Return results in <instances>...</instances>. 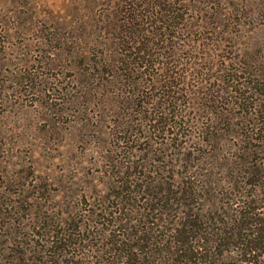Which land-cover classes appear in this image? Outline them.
Returning <instances> with one entry per match:
<instances>
[{
  "label": "rangeland",
  "instance_id": "1",
  "mask_svg": "<svg viewBox=\"0 0 264 264\" xmlns=\"http://www.w3.org/2000/svg\"><path fill=\"white\" fill-rule=\"evenodd\" d=\"M128 1L0 0V264L240 263L231 218L264 198V0H135L189 94L164 132L173 59L156 81L111 70Z\"/></svg>",
  "mask_w": 264,
  "mask_h": 264
},
{
  "label": "trees",
  "instance_id": "2",
  "mask_svg": "<svg viewBox=\"0 0 264 264\" xmlns=\"http://www.w3.org/2000/svg\"><path fill=\"white\" fill-rule=\"evenodd\" d=\"M127 5L128 8L125 6L124 10H122V16L117 20L119 21V25H117V30H119V32L113 34V38L115 40V49L109 55V57L111 58V70L114 67H118L120 68V70L122 69L124 75L126 76L123 81L127 83L126 80L129 79L127 83L128 85L134 84L133 82H135V80L132 79L133 77H135L137 80L138 77H142V74L146 73L149 74L148 76H151V79H153V81H156L158 80L157 75H162L163 72H159L156 75V72L148 71V68H152L154 64H156V62L160 60L157 59L155 55H158L159 58L165 57L172 60L175 55V47L174 45L167 43V37H164V35L159 32V27L156 28L155 20L157 19H154V21L149 19L152 18V16L154 18H157V16H155L154 14L146 15L145 13L141 12L139 8L144 7L138 4L135 0H130V2L128 1ZM160 5V3H154L152 11L156 8V12L159 11L161 8ZM179 17L180 16L176 14L173 18ZM117 21L112 20L111 23L116 27ZM162 28L163 27H161V29ZM154 39L156 40V43L153 44L155 45V48H151L150 46V48L148 49L150 42H152V40ZM167 48H170V51L167 52ZM174 61L175 60L173 59V61L171 62H166V64L170 63V67L166 66L162 69L166 72L165 78H168V80L164 78L163 80L165 81H163V83L161 84L162 88H164L162 89L161 94L165 99H163V102H161L160 104L163 103L165 107L162 110H159V115L149 119L150 121L154 122V124L152 125L153 130L161 132L165 131L164 128L166 124H168L169 126H172V124L175 125L176 120L169 119L174 116H178L176 110L174 111L172 107H174L177 102L178 105H183L184 95H189L187 94V90L178 87L180 85V75L175 74L174 69L176 65ZM225 88L233 92L232 86L228 84V81L225 82ZM162 114H165V116H163ZM250 173L254 176H261L262 174H264V171L260 166L258 167L257 165L252 168V171H250ZM262 179L264 180L263 176L261 177V180ZM128 181L130 184L131 181L126 180V182ZM261 192H264V189ZM254 195H256V193H251L250 196H253L251 198H249L248 195H245V198L242 200V204L240 205L239 209H235L237 210V215L235 214V217L231 218L235 232L228 237L236 238L232 243V246L236 247V252H239L238 256H240V258H238V261H240V263L236 264H264V198L259 197L257 194L256 198L253 199ZM254 203H256L255 207H253ZM190 221L192 223L188 222V226H193L192 229L194 228V226H196L197 228L199 227L197 223L194 222L195 219H191ZM178 231L181 235L185 230L183 228L179 229ZM140 238L141 240L145 239L147 241V238H144V236H140ZM182 240L184 244L181 245L182 247L178 249H183V251H186L187 249L191 253L194 251V248L196 249L195 246L188 243V238H182ZM62 258L63 254L58 253L54 260L55 263H57L58 261H63L60 264H68L70 262L81 264L83 262L82 259H74L72 255L68 259ZM207 263L215 264L214 260L210 259H207ZM222 264L225 263L223 262Z\"/></svg>",
  "mask_w": 264,
  "mask_h": 264
}]
</instances>
